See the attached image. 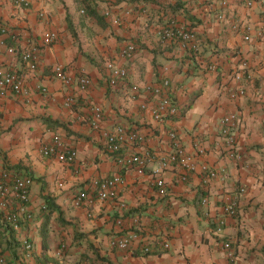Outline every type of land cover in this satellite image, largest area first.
<instances>
[{
    "label": "crops",
    "instance_id": "0c3cea01",
    "mask_svg": "<svg viewBox=\"0 0 264 264\" xmlns=\"http://www.w3.org/2000/svg\"><path fill=\"white\" fill-rule=\"evenodd\" d=\"M171 22L193 31L197 52L158 37L156 29ZM0 23L8 28L0 44V68L24 74L28 89L26 95L0 96V170L32 178L26 204L32 219L17 233L0 235L4 264H228L222 247L226 238L233 240L239 264H264L263 5L247 7L242 0H230L226 7L215 0H28L26 5L0 0ZM49 31L57 33V40L43 46L41 38ZM245 33L251 38L244 39ZM129 42L137 50L121 57ZM31 44L40 46L34 70L7 51ZM109 59L128 67V82L140 86L136 100L123 86L108 85L104 65ZM208 62L218 67L207 69ZM244 62L247 74L235 80ZM56 66L91 79L86 91L75 92L71 106L64 98L73 87L54 77ZM162 77L169 78L180 109L164 124L140 108L146 98L142 88ZM239 85L244 93L230 97L228 87ZM93 104L102 107L103 129L123 125L136 130L149 149H165L167 131L174 128L189 153L197 144L206 153L197 156L198 166L186 181L179 180L178 168L162 171L168 194L159 196L152 174L158 162L143 175L120 169L99 130L87 121ZM229 112L238 117L233 128L238 157L228 155L220 140V120ZM54 135L76 151L74 161L42 153ZM201 163L224 167L226 178L203 179ZM115 173L124 178L119 194L126 209L96 197L90 206L73 205L79 190L95 195L91 179ZM232 201L235 210L225 215L223 206ZM223 217L217 233L214 221ZM131 231L129 248L113 244ZM24 237L33 242L28 258L21 246ZM145 245L149 252L142 251Z\"/></svg>",
    "mask_w": 264,
    "mask_h": 264
},
{
    "label": "built area",
    "instance_id": "2783aa9c",
    "mask_svg": "<svg viewBox=\"0 0 264 264\" xmlns=\"http://www.w3.org/2000/svg\"><path fill=\"white\" fill-rule=\"evenodd\" d=\"M217 3L226 7L230 0H215ZM16 4H28V0H15ZM242 3L247 7H252L259 3L264 6V0H242ZM83 12V10H81ZM223 14H221L222 17ZM120 23V21H117ZM8 28L6 25L0 23V44H5L3 35L7 34ZM156 33L160 39L165 41H178L184 48L197 52L199 50L197 39L193 31L188 28L175 26L171 22L156 29ZM256 36L260 39L261 32H257ZM244 39L248 40L251 37L249 34H244ZM57 40V33L49 31L45 33L40 41L43 46H48ZM40 46L31 44L27 48L16 49L13 46L7 47V51L15 56L18 55L21 61L26 64L28 69L34 70L36 68V61L39 55ZM137 50V46L133 42H129L120 51V56L130 58ZM206 67L214 70L216 65L214 62H209ZM245 62L242 64L241 71L237 70L234 73V79H241L246 75ZM106 72V81L109 86H123L126 90V95L131 100H136L139 95L140 86L128 82L129 69L126 65H119L116 61L109 59L104 65ZM54 77L60 80L65 86L73 87L64 98V104L71 106L75 102V92L86 91L91 85V79L85 75L71 76L65 72L63 67L56 66L54 68ZM169 78L162 77L157 84L145 85L142 90L146 94V98L140 103L142 110H147L152 118L160 124H164L169 120H173L179 115V104L173 97V90L171 88ZM40 92L46 93L47 89L44 86H37ZM230 97L242 95L244 93L243 86L228 87ZM28 89L25 86V75L18 70L11 68H0V96L6 95H26ZM103 117L102 107L99 104H93L90 107V112L87 117L89 125L96 130H99L100 136L104 142L106 151L115 156V161L120 169H132L138 175L146 173L148 165L154 161L158 162V167L153 169V185L159 196L168 194V186L166 180L161 172L166 169L178 168L180 170L179 180L186 181L190 173L195 171L198 166L197 156L206 153L202 145L197 144L196 152L189 153L181 143L176 129L172 128L167 131L166 148L163 150L149 149L144 146V136L136 130H130L123 125H115L112 129L107 130L101 127V120ZM238 117L234 112L226 113L220 120V140L224 145L225 151L230 156L238 157L236 152V137L234 127L237 123ZM130 147V151L129 150ZM46 156H56L60 161L72 162L75 159L76 151L67 148L58 135H54L52 142L46 144L41 149ZM125 151V152H124ZM202 178L205 180L218 179L224 180L226 178V169L224 167H211L207 163L200 165ZM124 183V178L121 173H115L111 176H104L90 180L89 186L95 192L91 196L85 190H79L73 197L74 206H90L94 200L112 201L118 209H126L127 204L119 194V188ZM32 185L31 177L14 176L6 169L0 170V235L3 232L17 233L22 224L32 219V213L27 209V202L30 198V187ZM61 186L62 183L60 182ZM245 190L244 187L239 188V193ZM208 202L207 197L201 198L202 205ZM236 202L232 201L223 206L225 215H230L235 210ZM118 224L121 223L118 219ZM216 224L215 232L221 233L225 218H220L214 221ZM134 236V232H128L122 238L113 239V244H116L121 249L130 247V241ZM21 246L25 256L31 257L33 254V242L24 237L21 239ZM167 246V244H165ZM222 247L227 254L228 264H239L235 255L233 240L230 238L223 239ZM150 247L145 245L142 247L143 252H149ZM0 264H4V259L0 258ZM33 264H42L41 262H34Z\"/></svg>",
    "mask_w": 264,
    "mask_h": 264
},
{
    "label": "trees",
    "instance_id": "16d2710c",
    "mask_svg": "<svg viewBox=\"0 0 264 264\" xmlns=\"http://www.w3.org/2000/svg\"><path fill=\"white\" fill-rule=\"evenodd\" d=\"M208 63H209V62H208ZM214 63H215V62H214ZM215 65L217 66V64H216V63H215ZM205 67H206V66H205ZM217 67H218V66H217ZM217 67H216V68H217ZM206 68H207V67H206ZM216 68H215V69H216ZM207 69H209V68H207ZM0 215H1V213H0Z\"/></svg>",
    "mask_w": 264,
    "mask_h": 264
}]
</instances>
